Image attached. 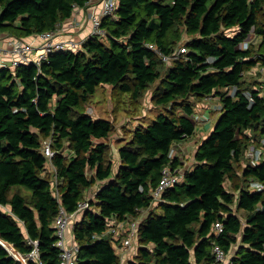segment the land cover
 I'll return each instance as SVG.
<instances>
[{
    "label": "trees",
    "instance_id": "1",
    "mask_svg": "<svg viewBox=\"0 0 264 264\" xmlns=\"http://www.w3.org/2000/svg\"><path fill=\"white\" fill-rule=\"evenodd\" d=\"M89 1L0 0V34L27 39L51 31ZM102 28L107 36L89 38L84 51L56 53L40 69L0 70V239L24 258L38 241L39 261L27 264H60V208L75 212L90 189L109 181L74 226L78 264H120L113 237L96 236L114 217L137 219L147 210L128 264H213L215 245L233 264H264V192L250 190L251 180L264 183V163L246 159L264 135V96L251 88V71L264 62V0H119L116 18ZM246 41L249 48L240 49ZM148 44L166 55L187 53L167 64ZM158 80L151 100L164 113L129 132L115 173L106 142L114 125L85 105L109 85L139 106ZM211 96L219 97L221 116L199 144L194 168L154 202L162 170L181 165L170 157L173 146L196 134L193 115ZM47 139L55 171L42 152ZM0 264L24 263L0 244Z\"/></svg>",
    "mask_w": 264,
    "mask_h": 264
},
{
    "label": "built area",
    "instance_id": "2",
    "mask_svg": "<svg viewBox=\"0 0 264 264\" xmlns=\"http://www.w3.org/2000/svg\"><path fill=\"white\" fill-rule=\"evenodd\" d=\"M90 0L85 7H75L73 15L64 22L56 25L51 31L35 34L30 36L28 39L13 38L9 43V50L0 49V59L6 58L0 65V70L10 69L17 70L21 67H27L34 65L40 69L44 63L49 62L52 55L56 53H78L84 51V41H78L74 39L71 30H76L79 25L77 16L86 10V17L88 23L92 27L91 37L105 38L107 36L106 31L102 28V22L105 18L115 19L116 12L119 7V0H98V8L94 7L93 10H88V7L93 3ZM71 36V37H70ZM73 37V38H72ZM250 46V42L246 41L240 45V49L246 50ZM147 47L162 57L163 61L169 64L174 58L179 57L182 54L187 53L185 47H181L172 55H166L153 44H148ZM259 71L264 77V62L259 65ZM231 95L236 93V88L228 89ZM249 101L254 102L252 95L247 94ZM213 111L221 112L222 105L215 107ZM197 126L207 123L210 119L208 116H204L200 113L193 115ZM42 152L48 160L49 167L52 171H55L52 165V159L56 155V151L52 148V140L49 139L43 143ZM69 152H66L68 154ZM171 158L179 157L178 154L171 151ZM246 159L253 166L257 167L261 163H264V135L262 136L259 145L252 144L246 151ZM184 178V172L180 167L173 168L170 165L166 166L162 170L160 182L156 189L153 190L152 195L154 202H161L163 193L172 187L178 185ZM57 180V179H56ZM56 182V181H55ZM250 190L252 192H264V183L251 180ZM91 199L86 197L79 205L75 212L68 213L64 208H60L59 214L54 222L56 243L55 247L59 250L60 264H78V255L80 252V245L75 241L74 236H70V223L74 222L75 217L78 214H83L88 210H92ZM145 219V217H139L137 219L118 220L117 218L111 219L105 231L101 235H97L96 239L103 238L106 236L113 237V244L119 255H124L130 249L133 248L139 224ZM223 224L217 222L214 230L217 235L223 232ZM34 249L28 254L26 258L17 256V252L14 249H10L5 245L7 251L16 257L18 260L27 264V261H39V242L31 241ZM213 254L215 261L213 264H233L232 256L219 245H215L213 248Z\"/></svg>",
    "mask_w": 264,
    "mask_h": 264
},
{
    "label": "rangeland",
    "instance_id": "3",
    "mask_svg": "<svg viewBox=\"0 0 264 264\" xmlns=\"http://www.w3.org/2000/svg\"><path fill=\"white\" fill-rule=\"evenodd\" d=\"M229 33H232V31H230ZM13 38H16V37H12L4 33L0 34V49L9 50L8 49L9 43ZM5 59L6 58L0 59V65L2 64V62L5 61ZM169 66L171 65H167L166 68H169ZM259 67L260 66H257L256 71L255 70L253 71L254 73H252L253 75L252 77L259 78L261 76ZM246 79L252 80L251 76L249 75H247ZM160 83H161L160 80H158L150 87V89L147 91L143 99L140 101L139 106L137 105L135 107H131L129 96L128 95H124V96L117 95V90L109 85H103L101 87H98L96 93L93 95L91 100L85 105L86 112L89 115H91L93 118L109 120L114 125V131L111 133V135L106 141L111 146L110 159H112L114 163L118 155L119 148H121L125 143L124 139L129 137V132L139 125L148 126V125L153 124L157 116L164 113V109L162 107L155 106L151 100L152 95L160 87ZM203 104H204L203 108L196 111V113H202L204 112V110H207L210 107L218 105L217 102H213V101L206 102V103L204 102ZM220 116H221V112H215L210 117L212 119L210 123H212V125L214 126L217 123ZM198 128L199 126H197V129ZM48 140L49 139L45 141H48ZM177 151L178 149L176 148V152ZM185 159L186 158H184V161H186ZM186 163L187 161L184 162L183 166L180 165L184 173L185 171H187V168L185 169L184 167ZM86 197H89V196H86ZM148 213H149V210L142 211L139 214V217H146ZM72 224L73 223L71 222L69 230L72 229ZM134 246L133 248H136ZM120 261L122 263L121 258H120Z\"/></svg>",
    "mask_w": 264,
    "mask_h": 264
},
{
    "label": "crops",
    "instance_id": "4",
    "mask_svg": "<svg viewBox=\"0 0 264 264\" xmlns=\"http://www.w3.org/2000/svg\"><path fill=\"white\" fill-rule=\"evenodd\" d=\"M92 2L93 3H91V5L88 7V10H93L94 7L98 8V4H99L98 0H94ZM86 13H87L86 10H82V12L77 16V19L80 22L79 25H78V28L76 30H74V31L71 30L74 39H76L78 41H84L85 42V41H87L90 38V35H91L92 27L88 23V19L86 17ZM254 70L256 71V69H254ZM253 71H251V73H254ZM253 80H252L251 88L253 87L256 90L257 89L260 90L261 91V96H264V77H263V75L261 74V76L259 78H254ZM211 101L217 102L218 103L217 106L220 105V101H219V97L218 96H216V97L215 96L208 97L207 99H205L204 102L206 103V102H211ZM217 106L210 107L207 110H204V112L200 113V114H203L204 116H208V118L210 120L207 123L200 125L199 128L196 130V134L193 137H191L190 139L175 143V145L173 146L174 152L176 154H178V156L180 158L181 166H183L184 162L187 161V163L184 166L185 169L187 168V171L192 170L194 168V165L196 164L195 152H196L199 144L201 143V141L203 139L207 138L210 135V133L212 132V130H213L214 126L212 125V123H210V121L212 120L210 117L215 112H217V111H213V109L215 107H217ZM205 111H207V112H205ZM208 132H209V134H208ZM176 148L178 149L177 152H176ZM184 158H186L185 159L186 161H184ZM188 159H190V160H188ZM120 163L121 162H120V158H119V154H118L116 159H115V173L117 172ZM188 169H190V170H188ZM107 182H109V181L98 182L92 189H90L88 191V193H87V196H89L88 198H90L91 200H95L97 192L102 188V186L104 184H107ZM81 219H82V214H78L75 217L74 222L72 224V229H70V236H74V226H75V224L79 223L81 221ZM0 244L5 247V242L4 241L0 240ZM7 246L12 250L13 245L10 244V246H12V247H10L9 245H7ZM13 249L15 250L14 247H13ZM133 249L134 248L130 249L124 255H119V252L117 251L118 256L122 259V263H120V264H128V262L133 258V255L135 256L136 249H134V250ZM17 256L23 257L21 254H17Z\"/></svg>",
    "mask_w": 264,
    "mask_h": 264
},
{
    "label": "bare ground",
    "instance_id": "5",
    "mask_svg": "<svg viewBox=\"0 0 264 264\" xmlns=\"http://www.w3.org/2000/svg\"><path fill=\"white\" fill-rule=\"evenodd\" d=\"M5 245L7 246V245H9V244H6V243H5ZM9 246H10V245H9ZM12 249H13V247H12Z\"/></svg>",
    "mask_w": 264,
    "mask_h": 264
},
{
    "label": "water",
    "instance_id": "6",
    "mask_svg": "<svg viewBox=\"0 0 264 264\" xmlns=\"http://www.w3.org/2000/svg\"><path fill=\"white\" fill-rule=\"evenodd\" d=\"M17 254H19V253H17Z\"/></svg>",
    "mask_w": 264,
    "mask_h": 264
}]
</instances>
